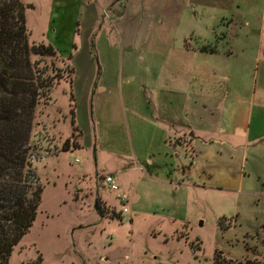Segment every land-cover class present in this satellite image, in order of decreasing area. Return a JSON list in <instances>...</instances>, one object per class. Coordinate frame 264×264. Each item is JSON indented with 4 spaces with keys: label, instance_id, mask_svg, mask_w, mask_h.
<instances>
[{
    "label": "crops",
    "instance_id": "obj_1",
    "mask_svg": "<svg viewBox=\"0 0 264 264\" xmlns=\"http://www.w3.org/2000/svg\"><path fill=\"white\" fill-rule=\"evenodd\" d=\"M77 6L75 49L58 56L79 148L159 182L183 150L198 187L264 198V0Z\"/></svg>",
    "mask_w": 264,
    "mask_h": 264
},
{
    "label": "rangeland",
    "instance_id": "obj_2",
    "mask_svg": "<svg viewBox=\"0 0 264 264\" xmlns=\"http://www.w3.org/2000/svg\"><path fill=\"white\" fill-rule=\"evenodd\" d=\"M21 1L33 5L25 10L30 41L69 56L78 34V0ZM44 65L62 78L50 102L35 110L30 152L42 198L9 264H214L217 251L264 260V198L198 187L182 171L188 163L183 150L173 180L166 182L134 168L116 173L113 159L86 144L64 151L73 139L79 144L69 121V66L59 56L44 59ZM107 174L128 193L127 205L104 184Z\"/></svg>",
    "mask_w": 264,
    "mask_h": 264
},
{
    "label": "trees",
    "instance_id": "obj_3",
    "mask_svg": "<svg viewBox=\"0 0 264 264\" xmlns=\"http://www.w3.org/2000/svg\"><path fill=\"white\" fill-rule=\"evenodd\" d=\"M26 8L33 5L0 0V264H9L38 213L43 185L30 152L35 110L50 102L51 89L62 78L41 66L59 52L50 44L30 41ZM71 147L79 148L75 139L64 151ZM223 222L219 221L222 227ZM214 264H264V260L259 255L234 259L217 251Z\"/></svg>",
    "mask_w": 264,
    "mask_h": 264
},
{
    "label": "built area",
    "instance_id": "obj_4",
    "mask_svg": "<svg viewBox=\"0 0 264 264\" xmlns=\"http://www.w3.org/2000/svg\"><path fill=\"white\" fill-rule=\"evenodd\" d=\"M103 182L106 186H108V188L116 193V197L118 199V201L122 204V205H127L129 203V195L126 192H123L120 190V187L115 179V177L111 174H107L103 177ZM128 209L126 207H124V211H127Z\"/></svg>",
    "mask_w": 264,
    "mask_h": 264
}]
</instances>
